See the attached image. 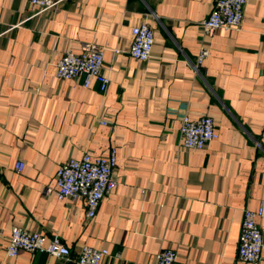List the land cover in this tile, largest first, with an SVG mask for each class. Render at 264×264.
I'll list each match as a JSON object with an SVG mask.
<instances>
[{"label": "crops", "instance_id": "0c3cea01", "mask_svg": "<svg viewBox=\"0 0 264 264\" xmlns=\"http://www.w3.org/2000/svg\"><path fill=\"white\" fill-rule=\"evenodd\" d=\"M213 8L66 0L36 15L28 0H0V264H75L85 245L109 251L102 264H154L166 248L176 264H248L238 256L244 210L264 205V0H248L238 30H204ZM143 23L155 36L147 62L130 56ZM90 45L104 51V93L95 79L85 88V75L57 77L64 54ZM204 47L210 55L196 71ZM184 117L212 118L219 138L184 148ZM111 148L118 186L94 218L86 200L51 193L62 164ZM14 227L59 236L71 260L9 258Z\"/></svg>", "mask_w": 264, "mask_h": 264}, {"label": "built area", "instance_id": "2783aa9c", "mask_svg": "<svg viewBox=\"0 0 264 264\" xmlns=\"http://www.w3.org/2000/svg\"><path fill=\"white\" fill-rule=\"evenodd\" d=\"M66 0H28L37 7L36 15L47 12ZM248 0H214L210 16L202 23L204 30L216 31L238 30L244 21ZM134 41L130 56L138 61L147 62L153 57L155 42L153 28L140 24L133 29ZM208 48H202L193 65L196 71L208 58ZM85 75L84 87L88 88L90 80L95 79L101 92H106L110 84L109 75L104 65V51L90 45L80 54L68 52L57 65V77L61 80H73ZM101 124L108 125L106 121ZM182 146L189 150H204L208 143L219 138L214 121L210 117L190 120L184 117L181 126ZM117 167V150L111 148L107 155L92 158L88 153L79 159H70L62 164L56 175V190L51 191L58 200H86L87 217L94 218L99 212L104 198L118 186L115 178ZM24 169V162L16 166L18 173ZM264 217V205L257 211L244 210L239 238L238 256L242 262L260 264L262 260L264 237L257 219ZM20 251L30 253H47L58 259L71 260L72 250L65 245L59 236L48 238L42 233L14 227L6 253L14 258ZM106 248L97 249L83 246L75 257V264H102L109 257ZM177 253L166 248L154 256V264H176Z\"/></svg>", "mask_w": 264, "mask_h": 264}]
</instances>
